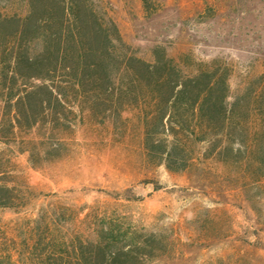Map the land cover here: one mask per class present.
<instances>
[{
  "label": "trees",
  "instance_id": "trees-1",
  "mask_svg": "<svg viewBox=\"0 0 264 264\" xmlns=\"http://www.w3.org/2000/svg\"><path fill=\"white\" fill-rule=\"evenodd\" d=\"M23 1V15L0 11V143L27 151L33 166L58 159L87 112L115 129H138L148 162L202 176L205 162L220 163L251 207L262 203L249 193L264 186L263 74L233 89L218 58L170 55L162 45L143 57L92 0ZM4 153L0 207L22 206L27 191ZM203 228L219 234L208 220ZM94 237L34 245L25 264H184L177 237L117 222ZM257 246L243 241L203 264H264Z\"/></svg>",
  "mask_w": 264,
  "mask_h": 264
},
{
  "label": "rangeland",
  "instance_id": "rangeland-1",
  "mask_svg": "<svg viewBox=\"0 0 264 264\" xmlns=\"http://www.w3.org/2000/svg\"><path fill=\"white\" fill-rule=\"evenodd\" d=\"M124 39L145 58L162 45L170 55L218 58L233 89L264 75V0H92ZM0 11L26 13L23 0H0ZM2 103L0 102V121ZM0 143L9 175L27 191L26 204L0 207V264L27 263L34 245L95 238L97 227L177 237L184 264H203L249 241L264 262V186L249 193L254 208L220 163L205 162V176L169 171L146 160L138 129H115L87 112L69 133L64 155L33 166L27 151ZM217 227L206 233V221Z\"/></svg>",
  "mask_w": 264,
  "mask_h": 264
}]
</instances>
